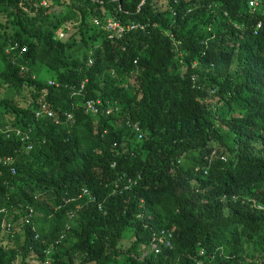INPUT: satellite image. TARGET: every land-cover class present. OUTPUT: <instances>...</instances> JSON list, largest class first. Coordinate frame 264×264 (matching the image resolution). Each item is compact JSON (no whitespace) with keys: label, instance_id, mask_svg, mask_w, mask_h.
<instances>
[{"label":"trees","instance_id":"obj_1","mask_svg":"<svg viewBox=\"0 0 264 264\" xmlns=\"http://www.w3.org/2000/svg\"><path fill=\"white\" fill-rule=\"evenodd\" d=\"M40 1L0 0V264H264V0Z\"/></svg>","mask_w":264,"mask_h":264},{"label":"clouds","instance_id":"obj_2","mask_svg":"<svg viewBox=\"0 0 264 264\" xmlns=\"http://www.w3.org/2000/svg\"><path fill=\"white\" fill-rule=\"evenodd\" d=\"M256 4H257V2H255V0H251V1L248 2V5L251 6V7L252 6H255ZM128 22H131V21H128ZM132 22H135V21H132ZM137 23H140V22H137ZM123 24H125V23H123ZM140 24H142V23H140ZM132 31H134V30H132ZM55 37H56V39H60L59 37L56 36V34H55ZM110 39H117V38L115 37V38H110ZM89 62H91V61H89ZM83 86H84V84H83ZM83 89H84V87L76 90L75 91V94H80L81 93V90H83ZM87 102H90L92 104V108H88L87 107ZM80 104L83 105V107L85 108L86 111L95 113L96 110H97V107L99 105H101V102L99 100H96V101H94V100H85V101H82ZM111 105L114 106V102ZM213 109H215V106L212 104L208 110L211 112ZM109 112H110V109L107 110V113H109ZM68 117H70V115ZM125 127L126 128H129V129H132L137 134V137L138 138H141L142 137V134H143V132L141 130L142 128H141V126H140V124L138 122H130L129 120H126L125 121ZM220 159L221 160H224L225 158H224V156H222V157H220ZM208 161H209V158H208ZM132 181L133 180L131 178H127V180L125 182H122L121 185H119L118 182H115L113 184L112 191L115 192L116 189L119 190V191L122 190V189H128L131 186ZM83 196H87V200H89V201H95V196L93 194H91L90 191L87 190L86 188H82L81 189V191L77 195V198H82ZM98 207L100 208V204H98Z\"/></svg>","mask_w":264,"mask_h":264},{"label":"rangeland","instance_id":"obj_3","mask_svg":"<svg viewBox=\"0 0 264 264\" xmlns=\"http://www.w3.org/2000/svg\"><path fill=\"white\" fill-rule=\"evenodd\" d=\"M48 3L49 2L47 0H41L40 1L41 5H47ZM55 3H56V1H54L52 4H55ZM56 16L57 17H54V20L58 19V17H59L58 12H56ZM70 23L68 22V23H66L64 25H61V26H66L67 28H71L72 24H70ZM56 36L67 43L66 52H67V55L70 58H73L76 55H79L80 53L84 52L85 49H84L82 43L80 42V36L78 34H74V36L71 37V36H69V32L68 33L65 32V34H64L63 32L56 31ZM6 52H7V50H6ZM43 71L47 73V71L45 69ZM43 77L45 79H48V78H46V74L45 73L43 74ZM82 87H84L83 84H80L78 89H80ZM1 95H5L7 97H9V96L11 97L12 96V92H11L10 89H4V84H3L2 80L0 79V96ZM122 246H126V245L123 244ZM118 261L119 262H125V259H124V257H119ZM19 263H20V257H17V259L14 262V264H19ZM28 264H32V262H29Z\"/></svg>","mask_w":264,"mask_h":264},{"label":"built area","instance_id":"obj_4","mask_svg":"<svg viewBox=\"0 0 264 264\" xmlns=\"http://www.w3.org/2000/svg\"><path fill=\"white\" fill-rule=\"evenodd\" d=\"M94 22L95 24L99 23L97 20H95ZM143 28H144V25L137 23V22H132V21L127 22L125 24H121L118 20L108 19L107 21L104 22V29L108 32V37L110 38H115V37L119 38L128 31L143 29ZM87 107L92 108V104L90 102H87ZM42 113H45L47 116L52 115L51 111L48 110L45 106L42 107ZM165 245L168 248L172 247V245H170L169 243H165Z\"/></svg>","mask_w":264,"mask_h":264}]
</instances>
